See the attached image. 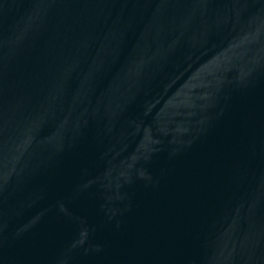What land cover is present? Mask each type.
<instances>
[{
  "label": "water",
  "instance_id": "95a60500",
  "mask_svg": "<svg viewBox=\"0 0 264 264\" xmlns=\"http://www.w3.org/2000/svg\"><path fill=\"white\" fill-rule=\"evenodd\" d=\"M0 264H264V0H0Z\"/></svg>",
  "mask_w": 264,
  "mask_h": 264
}]
</instances>
